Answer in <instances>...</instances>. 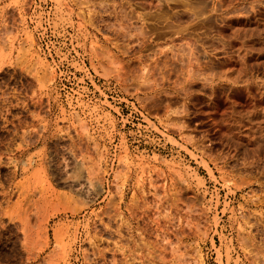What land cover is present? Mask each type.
Wrapping results in <instances>:
<instances>
[{
  "label": "rangeland",
  "instance_id": "obj_1",
  "mask_svg": "<svg viewBox=\"0 0 264 264\" xmlns=\"http://www.w3.org/2000/svg\"><path fill=\"white\" fill-rule=\"evenodd\" d=\"M0 264H264V0H0Z\"/></svg>",
  "mask_w": 264,
  "mask_h": 264
},
{
  "label": "bare ground",
  "instance_id": "obj_2",
  "mask_svg": "<svg viewBox=\"0 0 264 264\" xmlns=\"http://www.w3.org/2000/svg\"><path fill=\"white\" fill-rule=\"evenodd\" d=\"M182 3V2H181ZM183 3H184V1H183ZM187 3V2H186ZM208 4V3H207ZM200 6V5H199ZM202 6V5H201ZM200 9H201V7H200ZM214 10V9H213ZM204 11V10H203ZM201 12V11H200ZM202 13V12H201ZM206 15V14H205ZM165 18V17H164ZM167 18V17H166ZM198 18V17H197ZM211 20H213V18L212 17H206L205 19H201V22H203V24L205 23V25H206V23H208V22H210ZM199 21V20H198ZM212 22V21H211ZM202 25V24H201ZM248 53V52H247ZM247 55V54H246Z\"/></svg>",
  "mask_w": 264,
  "mask_h": 264
}]
</instances>
